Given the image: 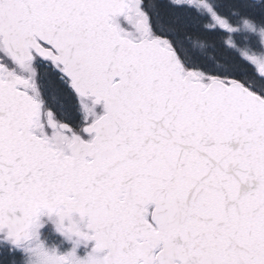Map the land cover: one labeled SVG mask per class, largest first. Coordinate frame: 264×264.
I'll return each mask as SVG.
<instances>
[{
    "label": "snow or ice",
    "instance_id": "snow-or-ice-1",
    "mask_svg": "<svg viewBox=\"0 0 264 264\" xmlns=\"http://www.w3.org/2000/svg\"><path fill=\"white\" fill-rule=\"evenodd\" d=\"M0 264H264V0H0Z\"/></svg>",
    "mask_w": 264,
    "mask_h": 264
},
{
    "label": "rangeland",
    "instance_id": "rangeland-1",
    "mask_svg": "<svg viewBox=\"0 0 264 264\" xmlns=\"http://www.w3.org/2000/svg\"><path fill=\"white\" fill-rule=\"evenodd\" d=\"M45 232V233H44ZM40 241L44 244V246L48 249V250H53L56 249L59 253H63L69 249L64 248V242H62V240H60L57 237H53V235H51L49 232H46L45 230H43L41 232V237H40ZM78 253L80 255L84 254V249H79ZM33 259H35L33 257Z\"/></svg>",
    "mask_w": 264,
    "mask_h": 264
},
{
    "label": "flooded vegetation",
    "instance_id": "flooded-vegetation-1",
    "mask_svg": "<svg viewBox=\"0 0 264 264\" xmlns=\"http://www.w3.org/2000/svg\"><path fill=\"white\" fill-rule=\"evenodd\" d=\"M43 230H45L46 232H49L51 235H53V237H57V238H59L60 240H62V242H64V243H63V244H64V245H63L64 248H67V249H70V248H71V244L68 243L67 241H64V240H63L60 236H58L57 234H54L50 226L44 228ZM43 230H42V231H43ZM44 233H45V232H44ZM81 249H83V248H81Z\"/></svg>",
    "mask_w": 264,
    "mask_h": 264
}]
</instances>
